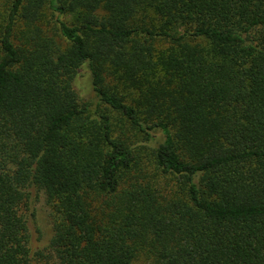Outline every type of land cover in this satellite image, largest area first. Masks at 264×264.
I'll return each instance as SVG.
<instances>
[{
	"label": "trees",
	"instance_id": "16d2710c",
	"mask_svg": "<svg viewBox=\"0 0 264 264\" xmlns=\"http://www.w3.org/2000/svg\"><path fill=\"white\" fill-rule=\"evenodd\" d=\"M31 187L61 264H264V0H0V264Z\"/></svg>",
	"mask_w": 264,
	"mask_h": 264
},
{
	"label": "rangeland",
	"instance_id": "374dc122",
	"mask_svg": "<svg viewBox=\"0 0 264 264\" xmlns=\"http://www.w3.org/2000/svg\"><path fill=\"white\" fill-rule=\"evenodd\" d=\"M1 10L5 11V8L2 7ZM58 18L72 22L74 16L70 13L59 15L57 12L53 11L49 6V3L46 2V5L42 10V17L39 21V25L43 30L42 36L54 40L60 47L63 48L67 45V43L61 36ZM25 27V23L23 21H19L17 25L18 30H23ZM178 30L184 31L185 26H181ZM27 32L29 33V30H27ZM168 45L169 43L165 40L159 42L160 50L166 48ZM77 88L85 100L91 101L94 104L96 103L97 99L89 83L87 68L83 70V76L79 80ZM159 140H161V138ZM144 165L147 177H152L157 180V170L153 161L150 162V160L144 159ZM176 180L177 178L173 176H163L158 179L161 183H158V186H161L166 190L175 189L177 187ZM23 208L28 220L31 234L30 246L35 254L33 260L34 264H61L59 260L53 256L49 247L50 238L53 234V214L52 208L47 202L44 192L35 187H31L30 196ZM149 262L152 261L149 260Z\"/></svg>",
	"mask_w": 264,
	"mask_h": 264
}]
</instances>
